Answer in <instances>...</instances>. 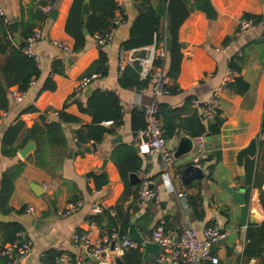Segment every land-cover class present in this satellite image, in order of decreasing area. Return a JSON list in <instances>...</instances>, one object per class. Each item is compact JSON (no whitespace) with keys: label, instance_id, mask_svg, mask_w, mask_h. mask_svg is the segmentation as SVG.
<instances>
[{"label":"crops","instance_id":"0c3cea01","mask_svg":"<svg viewBox=\"0 0 264 264\" xmlns=\"http://www.w3.org/2000/svg\"><path fill=\"white\" fill-rule=\"evenodd\" d=\"M115 1L118 4L116 14L123 15L125 22L117 27L112 44L104 47L108 56V72L90 85L92 86L90 93L96 89L115 92L120 98L124 123L118 128L114 127L113 122L108 123L109 127L115 128V131L108 134L102 142H95L96 151L84 149L83 152H77L74 133L78 125L65 124L68 144L43 145V153L41 151L44 156L43 161L40 159L38 161L34 157L39 145L36 137L39 136L42 141L43 134L33 132L31 128L35 125L44 128L49 123L46 119L48 110H63L77 116L83 124L93 122V117L81 112L76 103L65 106V102L76 91L85 70L100 56V45L94 37L84 52L77 57L73 52H67L54 44L57 40L67 43L72 48L74 46V38L65 29L74 0H61L55 10L57 11L55 17H52L53 12L47 15L48 19L42 26V22L38 21L37 26L42 29V37L35 49L40 58L38 66L41 77L31 83L21 101H16L10 94V89L19 88L18 85L11 86L9 107L0 109V112L6 111L5 119L0 125V194L4 185L3 176L6 173L13 176V189L5 204L1 203L0 195V264H5V257L1 254L4 239L2 229L12 223L19 224L33 242L31 253L21 264H43L44 253H69L76 258L82 257L83 264H96L86 255L83 248L74 244L72 236L85 230L86 221L96 213L101 216L97 222L103 233H110L109 213L116 214L114 207L120 202L125 190V182L115 161L121 157L124 146L135 148L142 157L141 168L134 171L138 173L141 183L147 181L149 185L160 189V202L147 199L143 211L137 214L133 209L135 200L133 192L123 202V209L132 213L131 223L136 225L145 239L151 241L152 230L162 223L165 231L170 232L175 238L179 237L181 227L185 225L194 226L200 237H203L204 226L208 223H216L228 231L226 239L213 248L220 258L218 264H242L239 262V256L250 241L247 235L249 227L255 223H263L251 208L255 207L258 211L264 207L260 200L259 188L248 189L246 185L248 222L244 225L240 219V205L233 201L222 183L230 187L245 184L243 176L238 172L235 157L239 149L248 146L252 138H258L263 130L264 0H210L217 13L214 19L210 18L205 10L196 8V5L203 0L195 2L190 14L180 26L179 41L184 47L206 46L210 50L212 59L200 67L188 58L185 72L179 79L174 81L169 77L172 88L177 85V90L159 98L160 106L163 108L184 109L180 114L185 118L198 108L202 113L201 104L199 107H193V100H198L200 103L206 101L215 89L233 81L235 77L241 76L249 84V89L244 94H239L228 87L221 92L219 111L225 118L221 131L219 134H204V149L207 156L202 160V168L209 170L210 173L204 172V178L194 179L189 185L183 183L182 170L192 164V158L197 154L195 150L176 159L172 167L171 181L175 184L183 183L191 197L201 196L198 203L205 211L203 219L195 217L189 200L186 201L189 207L185 208V200L178 199L173 192L167 190L168 179L161 172L159 155L142 154L141 140L137 132L132 129V112L150 102L153 81L149 80L148 85L143 87L146 90L137 87L123 88L120 85L122 76L118 65L120 47L129 38L134 21L145 12L147 7L155 8L160 1ZM0 7L9 23L18 21L19 36L20 22L28 20L31 12L39 11L35 0H0ZM246 14L253 15L255 21L245 31L239 33L240 22L245 19ZM143 47L145 46L134 49H137V53L143 54L144 52L141 51ZM186 54L188 55L189 51H186ZM69 57L73 60L72 64L68 61ZM5 58L6 55L0 53V67ZM57 60L63 62L60 68L65 70V75L52 72V66ZM231 60L241 65L240 71L229 68L228 64ZM49 76L55 80L56 88L42 90ZM86 89L80 92L84 100L88 97L85 95ZM188 99L192 100L190 104L187 103ZM20 122L23 126L17 137L12 144L5 145L6 131ZM181 133L184 132L180 131L169 140L172 149L176 148ZM118 136H121L120 140L115 141ZM28 146H32V149L25 153L24 150ZM71 149L73 157L69 158ZM210 156L211 160H209ZM104 159H107V163L101 169ZM255 160L257 169L264 170V143L261 145L259 139ZM40 162L44 165L40 166L38 164ZM91 171H93L92 176L87 177L86 174ZM101 171L107 173L109 182L100 188L101 193L96 194L93 176ZM262 189L264 190V178ZM80 198L83 199V204L78 210L69 215L58 213ZM94 204L104 207L98 211L94 209ZM29 207H33L34 210L28 211ZM110 209H113L114 213ZM139 246L140 244L135 248ZM140 250L143 253L144 264H159L157 259L161 248L156 252H148L146 256L145 247L140 246ZM251 260L255 261L254 264L260 263L259 258L253 257L248 264Z\"/></svg>","mask_w":264,"mask_h":264},{"label":"trees","instance_id":"16d2710c","mask_svg":"<svg viewBox=\"0 0 264 264\" xmlns=\"http://www.w3.org/2000/svg\"><path fill=\"white\" fill-rule=\"evenodd\" d=\"M86 0H74L66 21L65 29L74 40V46L72 52L75 57L84 52L89 45L91 39H93L96 33L105 32L111 25L112 20L117 15L118 4L115 0H88L90 4V11L85 13L83 6ZM160 4L157 7L149 6L145 12L134 21L130 30L129 38L122 44L127 49H134L136 47L147 46L156 41L162 42L171 38L170 50L168 51V58L166 61L167 75L174 81H177L181 74L185 72V65L188 58L195 61L200 67L203 63L211 61L212 56L210 50L206 46L192 45L184 47L179 41V29L184 20L190 14L193 5L199 0H159ZM245 18H253L251 14L244 15ZM48 19V17L41 12H31L28 20L21 21L20 37L23 39L21 45H17L13 39V32L10 29L9 22L6 23L4 18L0 16V53L5 54L6 58L3 65L0 67V109H7L10 103L9 88L13 85H18L20 90H28L32 80L41 77V70L32 58H29L23 52L25 46V39L38 27V21H41V26ZM87 28L89 33H84V28ZM189 51V54H186ZM107 53L104 46L100 45V56L85 70L82 77L90 76L93 73L99 72L101 76H105L108 72L107 67ZM158 64H161V60H157ZM63 64L61 60L54 62L52 66V72L66 74L65 70L60 66ZM229 68L240 71L241 65L231 60L229 62ZM149 79H141L139 73L134 67H127L122 73L120 78V85L123 88L137 87L142 89L149 83ZM228 88L239 93L244 94L249 89V84L241 77H235L233 81L226 84ZM56 88V82L52 77H47L42 90H54ZM172 92L177 90V85L172 88ZM191 99L187 100V103H191ZM70 103H76L81 112L88 113L93 117L91 124H83L82 121L75 115L67 113L65 111H59V115L51 122L47 123L44 128L39 125H35L31 128L33 132H41L43 134V140L38 136L39 141L38 148L35 151V159L41 161V151L44 146H54L68 144L65 124H77L75 129V146L77 152H83L87 145L92 142H102L108 134L115 131V128L120 127L124 123V115L122 107L120 106V98L115 92L101 91L96 89L92 91L88 97L84 100L81 97L80 92L72 93L65 102V106ZM201 105L200 107H202ZM185 108V107H184ZM31 109V108H30ZM184 109H167L160 106V113L163 121V126L166 131L165 135L168 139L173 138L178 133L184 132L192 137H196L204 134H219L225 118L221 115L218 109L212 119H206L199 108L187 116L183 117L180 114ZM49 111V110H48ZM179 115V116H178ZM45 118L44 116L42 117ZM107 121H112L114 127H109L105 124ZM263 130L258 135L260 144L264 143V112H263ZM146 124L145 113L143 110L134 109L131 115L132 129L137 132L138 129L144 127ZM23 123H18L12 128H9L4 137V144H12L17 137L20 128ZM43 153V151H42ZM220 158V157H218ZM217 158V159H218ZM211 160V156L209 157ZM119 168L121 177L125 182V190L120 198V202L114 207L115 215H110L108 220L111 228L110 233L117 231L120 236H128L129 226L131 224L132 213L123 209V202L126 198L134 193V211H137L136 197L141 184V181L137 185H132L129 181V175L131 172L137 171L142 166V157L138 154L135 148L131 146L122 147L121 157L115 159ZM255 159H246L245 162V174L242 177L245 185L248 189L252 187H258L260 191V200L264 207V190L262 189V181L264 178V170L259 171L256 166ZM43 166L44 163H38ZM95 186L97 189L106 185L109 182L108 175L105 171H101L99 174L93 176ZM4 185L1 189V203L5 204L12 192V180L13 176L6 173L3 176ZM201 196L188 197L189 203L193 207V213L196 218L203 219L205 217V211L200 207ZM97 213L94 214L91 219H99ZM98 223V222H97ZM209 224V223H208ZM24 230L19 224L12 223L6 225L2 229V235L4 237L1 250L4 245L11 243L16 239V235L19 231ZM249 242L246 244L244 251L239 256V262L242 264H248L251 258H259L260 263L264 264V223L252 224L248 229ZM142 246V245H140ZM138 248H131L126 250L122 256L124 264H144L143 253ZM56 255V254H50ZM5 257V256H3ZM5 264H9L8 258L5 257ZM207 264H212L208 262Z\"/></svg>","mask_w":264,"mask_h":264},{"label":"built area","instance_id":"2783aa9c","mask_svg":"<svg viewBox=\"0 0 264 264\" xmlns=\"http://www.w3.org/2000/svg\"><path fill=\"white\" fill-rule=\"evenodd\" d=\"M61 0H35L36 8L44 15H49L54 12ZM0 16H2L6 23L9 20L5 17L3 9L0 7ZM254 18H245L240 22L239 33L245 31L254 23ZM125 22L123 15L119 14L114 17L110 27L103 33H96L94 39L101 46H109L112 44L115 32L118 26ZM42 37L41 27H36L33 32L25 39V46L23 52L29 58H32L39 65L40 58L36 52V46ZM54 44L67 52H72V47L62 41H54ZM143 54L137 53V49H127L123 46L119 50V69L123 73L127 67H134L137 69L141 79H151L152 86L150 89L151 100L148 104L139 106L138 109L145 113L146 124L137 131V135L141 140L140 150L142 154L152 156L155 153L159 155V164L163 176L168 179L167 190L173 192L178 199H183L188 202L190 196L189 191L183 183L175 184L172 179V167L176 162L174 150L169 146V140L165 133L163 121L160 113L159 98L164 95L172 93L170 78L167 75L166 61L168 58V50L166 48V40L162 42L154 40L150 45L141 49ZM161 60V64L157 63ZM101 77V73L96 72L90 76L82 77L76 87V92H83L92 83ZM34 83V80H32ZM227 89L226 83L221 87L215 89L211 96L204 102L200 103L198 100H193V107L202 106V113L204 117L212 119L214 114L220 107L221 92ZM141 90H146L142 88ZM26 90H20L17 87L10 89L11 96L16 101H21L25 97ZM59 115V111L51 109L46 112V119L48 122L53 121ZM6 111L0 112V125L5 119ZM107 121L105 124L111 123ZM204 135L194 137V150L197 153L191 163L202 166V160L207 155L204 149ZM209 174V170H204ZM170 179V180H169ZM96 194L101 193V189H95ZM147 199H153L160 202V189L156 186H150L147 181H143L139 187L136 206L137 213L143 211L144 203ZM83 204V199L80 198L76 202L71 203L68 208L59 210L61 215H69L78 210ZM99 204H94L95 210H101ZM189 207L186 203L185 208ZM109 208V207H108ZM33 207H29L28 211H33ZM114 213L113 209H110ZM251 210L258 214L260 221L264 223V208L256 210L252 207ZM257 211V212H256ZM228 236V231L216 223H209L203 228V237H200L198 230L191 225L181 227L180 235L175 238L170 232L165 231L164 223L156 226L151 233V241L158 243L161 247V252L158 256L157 262L159 264H207L208 262L218 264L220 258L215 254L213 248L218 245ZM72 241L77 246L84 249L86 255L93 259L96 264L100 262H107L108 264H117L116 256L122 257L126 250L135 248L139 245L138 242L131 239L129 236H120L117 231L112 234L103 233L100 225L93 219H88L85 224V230L75 233L72 236ZM115 241L114 250L111 249L110 244ZM32 240L28 237L26 231L21 230L17 233L16 239L11 243L3 246L1 254L8 258L9 264H21V262L32 251ZM43 264H83L82 257H73L69 253H59L50 255L48 253L42 254Z\"/></svg>","mask_w":264,"mask_h":264},{"label":"water","instance_id":"95a60500","mask_svg":"<svg viewBox=\"0 0 264 264\" xmlns=\"http://www.w3.org/2000/svg\"><path fill=\"white\" fill-rule=\"evenodd\" d=\"M196 8L205 10L208 14V16L212 19L216 18L217 13L214 9V7L211 4L210 0H203L200 3L196 5ZM83 11L85 13L89 12V1L86 0L83 6ZM57 14V11H54L52 13V17H55ZM10 29L13 32L14 35V41L17 45H21L23 42V39L20 38L19 32H18V21H13L9 23ZM84 33L88 34L89 31L85 27L84 28ZM170 45H171V38L170 36L167 37L166 39V48L169 51L170 50ZM69 63L72 64L73 60L69 57L68 59ZM92 90V86H89L86 91L85 95L88 96L90 91ZM121 136H118L116 140H120ZM32 149V146H28L24 152H28ZM86 151H90L91 149L97 150V146L95 142H92L90 145H87L84 148ZM194 150V137L186 134V133H181L178 144L174 150V156L176 159H179L185 155L190 154ZM258 153V138L254 137L248 144V146L239 149L237 151L236 157H235V162L238 168V172L241 176H244L245 174V162L246 159H255ZM69 158L73 157V150L71 149L69 155ZM107 163V159H104L103 165L101 169L105 167ZM93 174V171L87 173V177H91ZM204 169L202 167H198L194 164H189L187 165L181 173V179L185 185H189L194 179H202L204 178ZM130 182L132 185H137L140 181V177L138 173L136 172H131L129 175ZM222 185L225 187L226 191L229 193V195L232 197L233 201L238 203L240 205V219L244 225L247 224L248 222V204H247V193H246V185L242 184L239 185V187H230L226 183H222ZM152 186V185H150ZM36 190V188H34ZM37 191V190H36ZM128 236L138 242L140 245L144 246L146 249L145 256L148 252H156L158 251L161 247L158 243H155L153 241L146 240L145 237L138 231L136 225L134 223H131L129 226L128 230ZM110 247L112 250L115 248V241H112L110 244ZM92 259V258H91ZM93 260V259H92ZM115 261L117 264H124V261L122 257L116 256ZM254 260L250 261V264H254ZM99 264H108L107 262H100Z\"/></svg>","mask_w":264,"mask_h":264}]
</instances>
